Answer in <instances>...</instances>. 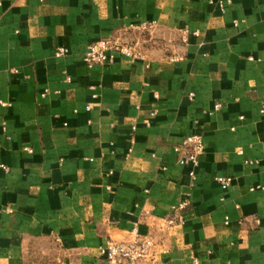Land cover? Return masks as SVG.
<instances>
[{
	"label": "crops",
	"instance_id": "1",
	"mask_svg": "<svg viewBox=\"0 0 264 264\" xmlns=\"http://www.w3.org/2000/svg\"><path fill=\"white\" fill-rule=\"evenodd\" d=\"M217 1L0 0V264H105L134 226L143 264H264V0ZM139 28V58L83 62ZM191 133L192 187L173 150Z\"/></svg>",
	"mask_w": 264,
	"mask_h": 264
},
{
	"label": "built area",
	"instance_id": "2",
	"mask_svg": "<svg viewBox=\"0 0 264 264\" xmlns=\"http://www.w3.org/2000/svg\"><path fill=\"white\" fill-rule=\"evenodd\" d=\"M220 8L223 7V1H217ZM197 35V31L193 32ZM68 53L64 46H58L54 51L55 57H62ZM117 55H121L130 59L139 58V51L125 43L119 42L112 38H101L89 43L82 52V60L87 67L96 64L112 62ZM67 80L69 78L67 77ZM193 92L187 94L188 99H192ZM1 105L5 103L0 102ZM220 108L218 103L214 104L210 110H203L204 113L212 114ZM86 110L90 109V105L85 106ZM260 112H264V106ZM155 112L151 111V115ZM241 118V116H240ZM135 130V126H131V131ZM27 151L31 149L26 148ZM173 150L176 154V162L187 167L188 185L192 187L196 179V168L199 165V156L203 153L204 142L202 136L198 133L185 135L181 141L174 145ZM0 167L7 172L8 167L1 164ZM222 189L227 188L232 181L230 176H217L214 178ZM250 190H263L264 185L257 184L250 187ZM188 205V200L180 201L177 206L173 207V214L165 220L167 225L182 224L184 222L183 211ZM258 222V219H255ZM154 248L152 237L148 233L141 234L134 226L129 233V237L124 240L106 239L98 247V254L104 260L105 264H143V261L150 257ZM156 264H160L157 262ZM191 264H200L198 258H192Z\"/></svg>",
	"mask_w": 264,
	"mask_h": 264
},
{
	"label": "rangeland",
	"instance_id": "3",
	"mask_svg": "<svg viewBox=\"0 0 264 264\" xmlns=\"http://www.w3.org/2000/svg\"><path fill=\"white\" fill-rule=\"evenodd\" d=\"M149 34V30L146 28L133 29L125 32L119 42L131 45L138 50V46L141 44L143 37Z\"/></svg>",
	"mask_w": 264,
	"mask_h": 264
}]
</instances>
